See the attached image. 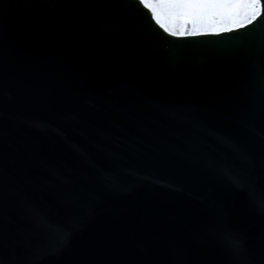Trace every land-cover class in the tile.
<instances>
[{
	"label": "water",
	"instance_id": "95a60500",
	"mask_svg": "<svg viewBox=\"0 0 264 264\" xmlns=\"http://www.w3.org/2000/svg\"><path fill=\"white\" fill-rule=\"evenodd\" d=\"M260 20L0 0V264H264Z\"/></svg>",
	"mask_w": 264,
	"mask_h": 264
},
{
	"label": "snow or ice",
	"instance_id": "6c2138e0",
	"mask_svg": "<svg viewBox=\"0 0 264 264\" xmlns=\"http://www.w3.org/2000/svg\"><path fill=\"white\" fill-rule=\"evenodd\" d=\"M165 32L183 37L238 31L264 17V0H139ZM167 21L179 22V29ZM264 24V20H260ZM248 73L264 91V48L249 60Z\"/></svg>",
	"mask_w": 264,
	"mask_h": 264
},
{
	"label": "flooded vegetation",
	"instance_id": "af4514ba",
	"mask_svg": "<svg viewBox=\"0 0 264 264\" xmlns=\"http://www.w3.org/2000/svg\"><path fill=\"white\" fill-rule=\"evenodd\" d=\"M170 26L176 28L177 30L179 29L180 25H179V22H173V21H167ZM169 33V32H168ZM201 34H208V33H201ZM199 35V34H198ZM191 36H194V35H191Z\"/></svg>",
	"mask_w": 264,
	"mask_h": 264
}]
</instances>
